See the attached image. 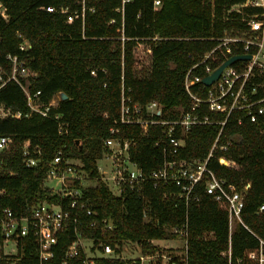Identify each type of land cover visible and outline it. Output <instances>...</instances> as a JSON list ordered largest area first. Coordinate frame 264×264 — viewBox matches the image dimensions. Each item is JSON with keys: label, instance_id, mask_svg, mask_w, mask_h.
Listing matches in <instances>:
<instances>
[{"label": "trees", "instance_id": "obj_1", "mask_svg": "<svg viewBox=\"0 0 264 264\" xmlns=\"http://www.w3.org/2000/svg\"><path fill=\"white\" fill-rule=\"evenodd\" d=\"M154 1L85 0L84 17L67 22V14L59 8L81 13L79 0H2L6 16L0 14V64L8 67L9 53L25 58L35 73L29 78L30 91L40 90L41 102H48L57 92L65 94L52 113L61 115L68 131L59 134L55 121L31 111L17 83L10 82L0 90V100L22 112L20 119L0 120V135L13 140L3 154L6 170L0 172V214L5 208L21 213L48 194L43 186L45 168L25 164L22 150L24 141H28L31 148H40L46 160L60 150L67 157L81 160L84 169L97 178L95 186L84 189L92 207L114 223L116 238L136 242L143 253L158 249L151 242L154 239L178 236L168 234V228L186 224L187 264H257L250 253L259 251V238L264 240V209L258 211L264 205V127L244 116L238 123L241 113L232 114L223 129L224 137L237 138L224 155L241 167L221 164L218 157L223 153L219 152L209 162L217 177L228 183L236 187L251 183L241 213L244 224L237 223L232 232L227 204L212 200L203 184L196 188L199 199L186 204L178 195L165 196L166 192L177 191L173 186L154 188L147 184L143 196L130 191L116 196L99 178L97 161L105 152L103 141L111 135V127H119L122 137L138 140L134 158L145 173L161 159L155 146L157 127L144 136L138 125H119L123 93L140 104L157 100L163 105L164 118H176L173 108L190 104L184 90L186 71L226 32L242 33L248 21L264 20V9L243 5L247 0H159L158 8ZM49 6L57 10L49 12ZM19 33L31 45L26 52L19 49ZM140 41L148 42L152 51L149 74L143 77L136 76L134 69V47ZM223 59L221 51L216 50L213 64ZM91 70H95V76ZM196 72L202 74L203 66ZM219 127L194 125L181 156H207ZM73 237L72 230L62 234L49 264L59 263ZM0 264L9 263L0 260ZM14 264H39L36 248L26 243L23 256ZM98 264L127 263L100 259Z\"/></svg>", "mask_w": 264, "mask_h": 264}, {"label": "built area", "instance_id": "obj_2", "mask_svg": "<svg viewBox=\"0 0 264 264\" xmlns=\"http://www.w3.org/2000/svg\"><path fill=\"white\" fill-rule=\"evenodd\" d=\"M79 2L82 5L81 13L69 12L67 7L59 8L62 13L67 14V22L79 16L84 17L85 0ZM157 5L160 6L159 0L154 1L155 8H158ZM243 5L264 9V0H247ZM46 10L52 12L57 9L49 6ZM0 14L6 16L2 0ZM18 37L20 51L26 52L31 47L28 39L20 33ZM218 41L212 50L204 53L200 60L186 71L184 90L190 98V104L174 107L176 118H164L163 105L157 100L140 104L128 95H122L119 125H138L144 136L152 127L159 129L155 146L161 152V159L156 167L145 173L134 158L139 150L138 140L135 137H122L119 127H111V135L103 141L105 152L98 159L104 160L106 167L102 169L98 166V171L99 178L116 196H122L127 191L143 196L147 184H152L154 188L164 185L177 189L166 192L165 196L178 195L188 204L199 199L196 188L203 184L205 193L212 200L227 204L229 227L232 232L233 221L244 224L241 213L251 183L246 182L236 187L217 177L209 162L219 152L223 153L218 157L221 164L235 169L241 167L239 162L224 155L237 140L235 136L224 137L223 134L224 126L232 114H242L238 123L243 121L244 116L250 123L264 127V79L261 80L264 77V20H250L244 32H226ZM216 50L221 51L224 59L213 64ZM246 54L251 57L236 60L224 67L210 85L203 82L205 76L211 74L229 57ZM6 59L8 67L0 64V90L10 82L20 85L30 110L55 121L59 134H65L68 131L67 123L59 113H52L62 97V92L54 94L48 102H41V91H30L29 78L35 73L27 65L26 59L11 53L6 55ZM199 66H203L202 74L196 72ZM91 75H96L95 70H91ZM211 114L222 115V118L212 117ZM8 117L20 119L22 112L12 110L0 100V120ZM202 124L220 125L207 156L193 159L181 156L188 132L194 125ZM12 142L11 136L0 135V172L6 170L3 154L9 150ZM22 155L27 167L45 168L43 186L48 189V194L21 213H16L11 208L3 209L0 214V260L14 264L23 256L26 243L30 242L36 248L39 264H49L48 261L55 256V249L62 234L72 230L74 237L67 244L58 264H98L100 259H120L127 264H187L186 224L180 228L167 229L168 234L178 235L170 236L171 239L183 240L181 246H171L178 253L165 254L163 248L154 242L160 239L151 241L158 247L155 252L143 253L136 242L116 238L114 223L92 207L84 191L91 186L86 185L85 180L96 181L97 178L84 169L81 160L65 156L62 150L58 151L53 159L46 160L42 157L40 148H31L28 141L23 143ZM2 192L0 189V194ZM263 209L264 205H261L258 211ZM259 241V251L251 252L250 257L256 260L257 264H264V240L259 238ZM129 242L136 245V254L125 247ZM124 248L129 250L128 254H125ZM228 255L230 258V246ZM239 262L240 260L237 261Z\"/></svg>", "mask_w": 264, "mask_h": 264}, {"label": "rangeland", "instance_id": "obj_3", "mask_svg": "<svg viewBox=\"0 0 264 264\" xmlns=\"http://www.w3.org/2000/svg\"><path fill=\"white\" fill-rule=\"evenodd\" d=\"M159 7V5H157ZM150 44L145 41H140L136 44L134 47V69H135V75L138 77L147 76L149 74L151 63H152V54L150 51ZM79 161V160H76ZM98 166H100L102 169L106 167V162L104 160L98 161ZM86 185L95 186L96 181L86 179L85 180ZM236 222L233 221L232 224V230L236 227ZM155 244H157L160 248H163L165 254H176L178 253L177 250H173L171 246H181L183 243L182 239L176 238L171 239L170 237L156 240L154 241ZM125 247L130 250V252L136 250V245L134 243H127L125 244ZM128 249H125V254H128ZM9 250V249H8ZM137 252L134 251L133 254H136ZM165 261L167 262V258H165ZM172 263V262H171ZM168 262L167 264H171Z\"/></svg>", "mask_w": 264, "mask_h": 264}, {"label": "water", "instance_id": "obj_4", "mask_svg": "<svg viewBox=\"0 0 264 264\" xmlns=\"http://www.w3.org/2000/svg\"><path fill=\"white\" fill-rule=\"evenodd\" d=\"M250 57H251L250 54H246V55H233V56L229 57L216 70H214L211 74L205 76L203 78V82L206 85H210L214 80H216L218 78V76L220 75V73L224 69V67H226L227 65L233 63L236 60L249 59ZM62 96L64 98H66V95L65 94H62Z\"/></svg>", "mask_w": 264, "mask_h": 264}]
</instances>
